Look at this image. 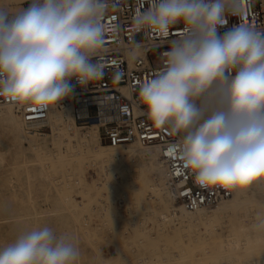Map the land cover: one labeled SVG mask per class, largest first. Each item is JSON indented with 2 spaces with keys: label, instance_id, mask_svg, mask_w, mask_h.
Wrapping results in <instances>:
<instances>
[{
  "label": "clouds",
  "instance_id": "1",
  "mask_svg": "<svg viewBox=\"0 0 264 264\" xmlns=\"http://www.w3.org/2000/svg\"><path fill=\"white\" fill-rule=\"evenodd\" d=\"M231 0H150L138 29L161 35L183 23L164 67L139 89L157 126L180 137L182 164L202 187L264 186V33L246 25L221 32ZM104 0H30L0 9V98L37 110L55 107L102 78ZM264 228V216L258 218ZM75 236L33 227L0 247V264H81ZM98 264H127L120 256Z\"/></svg>",
  "mask_w": 264,
  "mask_h": 264
},
{
  "label": "rangeland",
  "instance_id": "2",
  "mask_svg": "<svg viewBox=\"0 0 264 264\" xmlns=\"http://www.w3.org/2000/svg\"><path fill=\"white\" fill-rule=\"evenodd\" d=\"M29 3H24L23 9ZM18 11L14 8L10 13ZM72 100L69 97L61 101L56 106L57 111L63 112L65 105ZM12 111L19 125L8 118L10 113L6 105L0 106V247L24 231L47 225L58 233L68 232L75 236L82 250L81 264H98L95 257L99 249L105 258L120 256L127 264H264V251L252 255L255 257L251 253L245 255L244 249L240 252L237 249L228 257L215 252L221 249L219 243L223 241L220 240L223 236L218 237L217 233L223 229L219 220L205 224L198 221L189 230L179 232L173 230L156 207L140 209L138 198H147V192L143 196H140L141 192L138 194L139 186L135 183L143 168L141 160L118 165L114 173L108 169L111 177L106 179V170L101 164L92 163L81 141L74 139L73 135L66 138L55 133L51 126L27 133L23 120L14 108ZM75 124L80 135L93 128L92 125H80L76 116ZM139 146L123 145L113 150L114 155L120 158L126 151ZM149 157L146 152L143 162L147 164L146 175L154 184L157 179L149 170L153 162L148 160ZM129 185L134 187L133 190H128ZM217 206L206 209L214 211ZM163 208H160L163 213L168 209L174 210L170 206ZM256 210V205L250 209L251 213ZM241 219L252 224L249 217ZM206 224L211 226L208 231H205ZM189 232L198 236L207 233V236L202 238L203 241L198 238L192 240ZM240 253L242 259L238 257L242 256ZM199 259L203 261L199 262Z\"/></svg>",
  "mask_w": 264,
  "mask_h": 264
},
{
  "label": "built area",
  "instance_id": "3",
  "mask_svg": "<svg viewBox=\"0 0 264 264\" xmlns=\"http://www.w3.org/2000/svg\"><path fill=\"white\" fill-rule=\"evenodd\" d=\"M104 3L103 23L107 30L103 48L93 58L103 66V76L86 87L72 80L76 85L72 95L76 99V112L81 107L87 112L78 115L77 122L83 127L97 123L100 141L113 146L133 142L158 146L166 166L167 189L187 210L196 211L226 200L232 190L200 186L183 167L179 135L167 126L155 125L139 101L140 86L163 70L164 53L183 34L185 25H174L166 35L138 29L134 19L150 7V0H104ZM225 18L227 23L221 32L246 25L264 33V1L231 0ZM79 98H83L84 104L77 102ZM7 104L13 105L21 116L26 131L50 127V108L37 110L0 98V105Z\"/></svg>",
  "mask_w": 264,
  "mask_h": 264
},
{
  "label": "bare ground",
  "instance_id": "4",
  "mask_svg": "<svg viewBox=\"0 0 264 264\" xmlns=\"http://www.w3.org/2000/svg\"><path fill=\"white\" fill-rule=\"evenodd\" d=\"M28 1L30 0H0V9L7 10L8 12L13 11L14 8L21 10L23 9V4ZM71 98L73 99L72 102L70 101L69 103L65 105L63 112L57 111L56 106L50 107L49 118H50V126L52 130L57 134L64 135V137L66 138H69L73 135L74 139H78L79 141H81L82 147L86 149L87 153L89 154V157L93 161L92 163L101 164L102 168L106 170L105 174L107 175H104L106 176L104 177L106 179H109L111 177L110 176L111 173L110 172L108 173V169L110 171H113L114 173V169H116L118 165H123L124 163H129L130 161L137 162L141 160V162L143 163V168L141 169L139 177L136 178L135 183H138V186H139V188H137L138 194L141 192L140 196H143L146 194L145 192H147V198L145 197H143V199H141V197L138 198L140 209H143V208L146 209L148 206L156 207L157 209H159L160 213H162V215L166 218L164 219L167 221V223L172 225L173 230L179 231V232H185L187 229L189 230V227H191L192 224L198 221L204 222L205 224L207 221L209 222L212 220H216V221L219 220L221 222L220 224L223 226V229L222 231L218 230L217 233L219 234L218 237L223 236L222 238L220 237V240L223 239V241H221L222 242L221 243L220 240H218L219 238L216 241L218 243L220 242L219 244H221L220 246L221 249H218L219 251L215 250V247L216 245L218 246V244L214 245L215 247L213 248L215 252L219 253V255L220 253H222L223 255H226V257H228L227 255L231 256V254L236 253L237 249L239 250L238 252H240V249H244L243 253L244 254L251 253V256L254 254H258V252L262 253L261 251H264L263 250L264 249L263 248L264 247V228H258L256 226L258 224V218L264 216V186L256 185L247 190H232L231 195L226 200L217 204L219 206L214 205V206H217V209L214 211H208L206 209V208H212L214 206L200 208L196 211H189L179 201L175 200L174 196L167 189V186L165 187L167 171H166V166L160 156V148L158 146H155V145L148 146L140 142H133L131 143V145L138 144V146L139 145L141 146H139L138 149L133 148L131 150H128L125 153H123L120 158H116L114 155L115 151L113 150L123 147V145L113 146L110 144L108 145L100 144L99 143L100 142L99 125L97 123L90 124L93 126V128L90 131H88L85 135H80V133H78V130L76 129V124H75V116L77 120L78 115L83 116V115H86L87 112H85L84 107H81L80 112L75 113V110L77 108L75 105L76 99L73 96H71ZM77 102L84 104L83 98H79ZM0 106H5V105H0ZM12 108H14L13 105H10V104L6 105V109H8V112L10 113L9 114L10 116L8 118L10 119L12 123L17 124L19 121L15 117L16 115L15 116L13 115ZM102 118L104 119V117ZM27 133H29V131ZM67 142H70V141H67ZM142 146H146V147H142ZM146 152L150 154V157L148 160L153 161L152 164H150V167L149 165L148 167H149V170H151L155 174L154 176H156L157 182H154V184L151 183V179L147 177L146 172H145L146 171L145 169L147 168V164L143 162V157L146 154ZM133 188L134 187L132 185L128 186V190H133ZM177 203L178 204L180 203V206H178ZM254 205H256L257 210L251 213L250 209ZM163 206H168V207L170 206L174 208V210L168 209V211L166 210L165 212L166 215H164L165 213H163V211L160 210V208L162 209ZM241 217L251 218L252 224L249 225L247 223H244V219H241ZM205 226H207L205 227L206 228L205 231H208L211 229V226L207 224ZM206 236H207V233L198 236L193 232H189V238L192 240L195 238L196 239L198 238L199 241L200 240L203 241L204 239L202 238ZM202 246L200 247L198 251L201 250ZM206 250H209V249H206ZM199 253L200 252H198L197 254ZM222 254L220 256H222ZM215 255L216 253L214 254V256ZM238 255L239 254H237V256ZM240 255L242 254L240 253ZM192 256L193 255L189 257L191 258ZM238 257L241 258L243 257V255L238 256ZM252 257H255V256H252ZM226 259L227 258H225V260ZM174 260H176V258H174ZM201 260L199 259V262L203 261ZM232 261H234V259ZM237 262H238V259H237ZM239 264H241V262H239Z\"/></svg>",
  "mask_w": 264,
  "mask_h": 264
}]
</instances>
